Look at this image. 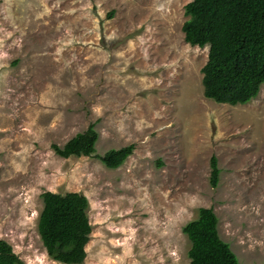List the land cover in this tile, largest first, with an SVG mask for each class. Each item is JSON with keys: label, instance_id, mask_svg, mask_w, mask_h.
<instances>
[{"label": "rangeland", "instance_id": "374dc122", "mask_svg": "<svg viewBox=\"0 0 264 264\" xmlns=\"http://www.w3.org/2000/svg\"><path fill=\"white\" fill-rule=\"evenodd\" d=\"M187 1L0 0V238L25 264H65L36 231L42 190L87 198L76 264H188L181 225L199 206L240 264H264V82L245 103L202 94ZM90 122L93 154L53 152ZM129 142L115 168L94 155Z\"/></svg>", "mask_w": 264, "mask_h": 264}, {"label": "trees", "instance_id": "16d2710c", "mask_svg": "<svg viewBox=\"0 0 264 264\" xmlns=\"http://www.w3.org/2000/svg\"><path fill=\"white\" fill-rule=\"evenodd\" d=\"M181 23L183 39L190 45H207L200 67L202 94L215 102L236 104L254 98L264 82V0H189ZM112 10L106 16L110 17ZM97 131L92 122L61 145L51 142L61 157L91 155ZM133 142L94 154L106 167L115 168L132 152ZM219 167L209 157L208 181L215 186ZM36 231L49 258L65 264L83 260L88 242V201L77 190H42ZM189 246L188 264H240L217 230V216L210 206H199L196 216L181 225ZM0 264H25L11 244L0 238Z\"/></svg>", "mask_w": 264, "mask_h": 264}]
</instances>
